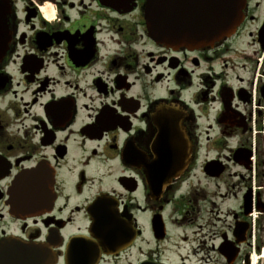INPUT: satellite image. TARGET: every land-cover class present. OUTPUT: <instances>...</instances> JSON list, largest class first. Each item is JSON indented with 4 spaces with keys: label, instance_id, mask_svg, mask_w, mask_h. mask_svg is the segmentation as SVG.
<instances>
[{
    "label": "flooded vegetation",
    "instance_id": "1",
    "mask_svg": "<svg viewBox=\"0 0 264 264\" xmlns=\"http://www.w3.org/2000/svg\"><path fill=\"white\" fill-rule=\"evenodd\" d=\"M146 3L0 0V264L264 249V0L229 36L173 47L149 36Z\"/></svg>",
    "mask_w": 264,
    "mask_h": 264
},
{
    "label": "water",
    "instance_id": "2",
    "mask_svg": "<svg viewBox=\"0 0 264 264\" xmlns=\"http://www.w3.org/2000/svg\"><path fill=\"white\" fill-rule=\"evenodd\" d=\"M174 2V8H170L169 3ZM244 4L245 0H147L146 27L149 36L167 47L204 45L235 30ZM194 11L199 15L192 14ZM172 15L175 17L171 18ZM51 202L49 196L48 204ZM18 249L22 248L16 247L15 251Z\"/></svg>",
    "mask_w": 264,
    "mask_h": 264
},
{
    "label": "built area",
    "instance_id": "3",
    "mask_svg": "<svg viewBox=\"0 0 264 264\" xmlns=\"http://www.w3.org/2000/svg\"><path fill=\"white\" fill-rule=\"evenodd\" d=\"M255 83L257 80L264 82V59L263 56L258 58L255 69ZM260 128L264 126V102L258 103L253 93L251 100V130L254 134L256 132L257 124Z\"/></svg>",
    "mask_w": 264,
    "mask_h": 264
},
{
    "label": "rangeland",
    "instance_id": "4",
    "mask_svg": "<svg viewBox=\"0 0 264 264\" xmlns=\"http://www.w3.org/2000/svg\"><path fill=\"white\" fill-rule=\"evenodd\" d=\"M256 238H258V234L256 233ZM256 255V258H257V261H256V263L255 264H264V258H258V254L256 253L255 254Z\"/></svg>",
    "mask_w": 264,
    "mask_h": 264
},
{
    "label": "bare ground",
    "instance_id": "5",
    "mask_svg": "<svg viewBox=\"0 0 264 264\" xmlns=\"http://www.w3.org/2000/svg\"><path fill=\"white\" fill-rule=\"evenodd\" d=\"M258 258H260V259L264 258V249L261 251V254H260V256ZM256 260H257L256 257H252L251 258L252 263L256 262Z\"/></svg>",
    "mask_w": 264,
    "mask_h": 264
}]
</instances>
